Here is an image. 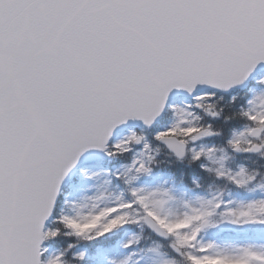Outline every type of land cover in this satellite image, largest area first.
I'll use <instances>...</instances> for the list:
<instances>
[{"label":"snow or ice","instance_id":"6c2138e0","mask_svg":"<svg viewBox=\"0 0 264 264\" xmlns=\"http://www.w3.org/2000/svg\"><path fill=\"white\" fill-rule=\"evenodd\" d=\"M0 264H264V0H0Z\"/></svg>","mask_w":264,"mask_h":264}]
</instances>
